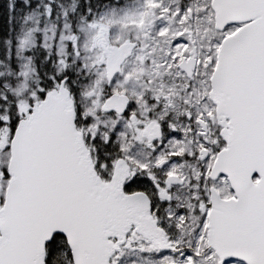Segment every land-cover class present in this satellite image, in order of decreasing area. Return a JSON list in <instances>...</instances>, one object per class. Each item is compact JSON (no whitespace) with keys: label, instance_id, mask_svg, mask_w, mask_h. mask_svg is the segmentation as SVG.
Here are the masks:
<instances>
[{"label":"snow or ice","instance_id":"obj_1","mask_svg":"<svg viewBox=\"0 0 264 264\" xmlns=\"http://www.w3.org/2000/svg\"><path fill=\"white\" fill-rule=\"evenodd\" d=\"M0 264H264V0H0Z\"/></svg>","mask_w":264,"mask_h":264}]
</instances>
